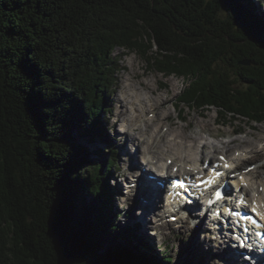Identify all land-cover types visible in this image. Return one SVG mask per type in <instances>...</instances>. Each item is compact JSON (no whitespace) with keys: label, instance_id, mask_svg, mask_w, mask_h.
Wrapping results in <instances>:
<instances>
[{"label":"trees","instance_id":"1","mask_svg":"<svg viewBox=\"0 0 264 264\" xmlns=\"http://www.w3.org/2000/svg\"><path fill=\"white\" fill-rule=\"evenodd\" d=\"M263 14L252 0H0V264H174L139 224L120 229L101 130L114 52L184 79L192 111L261 125Z\"/></svg>","mask_w":264,"mask_h":264},{"label":"rangeland","instance_id":"2","mask_svg":"<svg viewBox=\"0 0 264 264\" xmlns=\"http://www.w3.org/2000/svg\"><path fill=\"white\" fill-rule=\"evenodd\" d=\"M252 1L257 4L259 10L264 12V0ZM262 17L264 19V14ZM114 55L120 57V71L117 74L119 81L116 91L109 95L108 113L106 117L102 118L101 130L103 131L102 134L104 137L113 140V145L118 152L117 160L121 165L119 171H114L116 179L111 182L112 186L117 188L113 201L117 209L116 212L120 216L118 220L121 231L124 226L127 227L139 224V232L145 235L149 246L159 254L169 252L174 264H228L229 261L227 262V258H229V256L225 255L226 247L223 243L215 242L210 238V225L205 218L196 215L195 218L188 223L183 224L182 220V222L171 223L168 214L161 219L162 222L160 219H156L154 215V208H157L160 204V202L159 204L156 202V199L160 200L162 189L160 195L154 198L150 207L146 208L144 207L145 204L137 198L139 197L137 191L138 186L134 189H131V187L127 188L125 185L126 181L123 180L124 177L127 176L129 180L128 184L131 186L134 183L139 185L140 182L141 186L139 185V189H141L143 186L146 187L148 183H150L149 179L145 178L146 176L155 177L149 170L151 166H147V164L144 163L146 161L143 160V158L146 154L141 153L139 149V140H145L149 142V144L150 141H153V139L149 140L148 136L144 138V135L146 133L148 135L149 132L146 130L140 131L141 128H145L146 122H151V124L156 126L157 132L160 129L162 131L160 138L161 142L159 144L163 146V149L165 148L164 144H162L164 140L162 138L163 134H167V140L174 141L175 136H173V132H181L183 127H186L187 130H185V132L188 135H203V143L206 142L208 147L203 148V146H201L197 149L194 148V150L195 152H204L207 158H210L213 153L212 144L219 147L220 151L217 153L218 156H220L219 153H227L224 149L226 145L230 148V154L234 158L243 153L242 149L247 150L248 148L249 150L250 148V150H254V152L245 153L244 156L249 158L247 166L250 165V163L251 165L257 164L260 166V168H256L254 169L255 171L250 172L252 173L250 177H260V180H254L260 183L261 179L264 180V123L258 125L244 119H237L235 122L233 120H226L223 122V120H219L216 109L204 113L192 111L177 99L186 88L184 79L175 78L173 76L165 79L163 75L153 69L154 67L151 62L137 53L116 50ZM136 75H138L137 79H135ZM128 77L129 82L138 90H142L146 98L154 96L157 99L166 96V104L164 105L163 101L158 100L155 103L159 106V109H150L145 114L141 111H132V106H129V103L127 109L120 101V97L123 96L125 92V84L128 81ZM141 83L143 86L140 85ZM153 91H155V94ZM135 93L137 92L135 91ZM145 103L149 106L152 105L154 101ZM124 109H127L128 112L130 111L129 115L131 116L141 117V120L137 124L135 123V125H132L131 135L125 132L127 113H122ZM182 110V116L185 120L180 118V112ZM168 112L171 113L170 118L167 120H159L158 114L165 115ZM141 132H143L142 135L140 134ZM130 136H133V140H129ZM243 140L245 143H242ZM188 145L190 146L191 143L189 142ZM96 148L105 152L102 156L103 159H110L111 152H109L107 147L103 146L101 142H95V145L90 150L92 151ZM148 156L150 157L151 155ZM169 162L170 160L168 164ZM174 165H170L171 170L169 169L171 173L174 172L173 174L178 170V167L176 168ZM143 173L146 174L144 175L145 177ZM136 176L140 179L138 183L134 182L133 179L137 178ZM129 190H131L130 194L128 193ZM146 190L148 189L142 190L141 193L144 199L150 197V193H146ZM165 193H163V197H166ZM146 210L149 211L147 212ZM166 211L169 212V209L166 208L164 213ZM145 213L147 220H145Z\"/></svg>","mask_w":264,"mask_h":264},{"label":"bare ground","instance_id":"3","mask_svg":"<svg viewBox=\"0 0 264 264\" xmlns=\"http://www.w3.org/2000/svg\"><path fill=\"white\" fill-rule=\"evenodd\" d=\"M137 76L138 75L135 76V79H137ZM127 79H128V81L125 84V92H124L123 96L120 97V101L124 104V106L126 108L128 107V103H129V106H132V109H133L132 111H134V110H135L134 112L141 111V112H143V114H145L150 109H154V110L157 108L159 109V106L155 103L158 100L163 101L164 105L166 104V102H167L166 96H162V97L157 98V99L154 96L146 98V96L144 95L142 90H138L136 87H134L129 82V77ZM140 85H142V83ZM135 91L137 93H135ZM153 93L155 94V91H153ZM153 97H154V99H153ZM149 101H154V103L152 105L147 106V104L145 102L149 103ZM127 109L122 110V113H127V117H126L127 125H126L125 132L128 133V135L129 134L131 135L132 125H135V123L137 124L141 120V117H137V116L135 117V116L129 115L130 111L128 112ZM158 116H159V120H162V119L167 120L168 118L171 117V113L168 112L165 115L164 114H161V115L158 114ZM141 130L142 131L146 130L147 132H149L148 135H147V133L144 135V138H146L148 136L149 140L153 139L152 142L150 141V144H149V142H147L145 140H139V149H140L141 153L146 154L145 157L143 158V160L146 161L144 163L147 164V166H151V169H149V170L151 173H153V175H155V179H150V178H148V176L145 177L144 175H146V174L143 173V176L146 179H149L150 183H148V185L146 184L147 185L146 187L143 186L141 189H139L140 179L138 176H136L137 180H138L137 183L139 182V185L137 188L139 197H137V198L140 199L143 204H145L144 207L149 208L151 203L154 201V198H156L161 193L162 187H160V185H158V182L159 181H162V182L168 181L169 178H171V177H178V174H173L170 172L171 167L168 164V161L169 160L173 161V165L175 164L174 167L179 168V165H180V170H178L180 175H182V176H183V174L192 175V176L196 175L197 173H199V172H196V170H198V169L200 170L201 167H203L204 162L207 161L209 158H207V156L204 154V152L203 153H200V151L195 152L194 148L197 149V148H200L201 146H203V148L204 147L206 148V147H208V144L206 142L203 143V141H204L203 135H199V136L188 135L185 132V130H187L186 127H183V130L181 132H178V133L175 131L173 132L174 133L173 136H175V139L174 138H172V139H174V141L167 140V134H163L162 138L164 140H163L162 144H164V147H165L163 149L162 148L163 146H161V144H159L161 142V140H160L161 134H162L161 129L157 132L156 126L151 124V122H146L145 128L144 129L141 128L140 131ZM122 131H124V130H122ZM142 133L143 132H141L140 134L142 135ZM129 140H133V136L132 137L130 136ZM189 142L191 143L190 146L188 145ZM242 143H245V141L243 140ZM212 147H213L212 152L214 154H217L220 151L219 147H217L215 144H212ZM224 149L227 151V153H224V154L219 153V154L229 156V158L232 159L233 161L241 162L240 170H242V172H240L239 176H242V178H244V180H245V183L249 185V187L244 188V193L249 197L254 196V201H256V203L259 204L257 209L259 210V212L261 214V218L264 220V180L261 179L260 183H257L254 180H256V179L260 180V177H257V176H253V177L251 176L252 178L250 177V174H252L250 172L255 171L254 169L260 168V166H258L257 164H255V165L253 164L254 166H252V168L247 167V164L249 163V158H246L244 156L245 153H251L252 151L254 152V150H250V148H249V150L247 148L248 151L242 149L243 153L240 156L234 158L231 156V154H230L231 150L227 145L224 147ZM237 151H239V150H237ZM148 155H151V156L149 157ZM202 160L204 162L201 164ZM210 160H211V163H213V164L220 162L219 157L216 158L215 160H212V159H210ZM143 176H142V178H143ZM142 178H141V180H142ZM150 185H151V187H150ZM156 187H157V189H156ZM146 188L148 189V190H146V193H148V194L150 193V197L144 199V198H142L141 193H142V190H144ZM162 193H163V189H162ZM258 195H259V197H258ZM162 197L163 196H161L160 200L156 199V202L158 204L160 202V204L157 206V208H154L155 209L154 215H155L156 219H158V217H161L162 213H164V210L169 206L167 203V199H165V197H163V198ZM197 207H199L198 203H195V208H197ZM150 211H152V210H150ZM156 214H157V216H156ZM199 214L200 213H198V212L192 211V213H189L188 217H189V219H193V218H195L196 215L200 216ZM169 217H171V215ZM203 218H205V217H203ZM160 219H162V218H160ZM145 220H147L146 213H145ZM219 243H221V242H219ZM231 253L232 252L228 253L225 250V255L229 256V258H227V262L229 261L228 264H236V260L238 258L235 260L231 256ZM239 262H241L240 259H239ZM247 263H248V260L245 261V259H243L242 264H247Z\"/></svg>","mask_w":264,"mask_h":264},{"label":"snow or ice","instance_id":"4","mask_svg":"<svg viewBox=\"0 0 264 264\" xmlns=\"http://www.w3.org/2000/svg\"><path fill=\"white\" fill-rule=\"evenodd\" d=\"M226 167H227V165H225ZM218 175H219V173H217ZM217 196H218V198H219V196H220V193H217Z\"/></svg>","mask_w":264,"mask_h":264},{"label":"water","instance_id":"5","mask_svg":"<svg viewBox=\"0 0 264 264\" xmlns=\"http://www.w3.org/2000/svg\"><path fill=\"white\" fill-rule=\"evenodd\" d=\"M242 64H246V65H249L248 63H246V62H243Z\"/></svg>","mask_w":264,"mask_h":264}]
</instances>
